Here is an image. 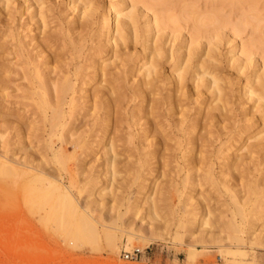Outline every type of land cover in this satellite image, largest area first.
<instances>
[{
  "label": "bare ground",
  "instance_id": "6f19581e",
  "mask_svg": "<svg viewBox=\"0 0 264 264\" xmlns=\"http://www.w3.org/2000/svg\"><path fill=\"white\" fill-rule=\"evenodd\" d=\"M15 1L0 0V3L5 10L10 11L11 15H17L19 11L15 9L19 3L15 4ZM66 1V9L57 10V3L51 0H24L25 10L29 13V24L31 22L32 25L34 21L39 25L37 28L40 29L41 40H37L35 31L34 35L31 33L32 36L28 38L29 32L27 35L25 29L29 24L24 27L25 29L23 28L24 35L23 30L15 33L16 31L12 30L14 28L11 29L14 32L9 38L12 45L6 49L7 44L1 42L5 38L0 40V59L3 58V61L7 62L10 56L13 57L11 61L8 60L13 63V66L0 62V176L10 181L20 180L21 183L23 181L21 189L29 193H32V190L35 192L40 187L35 188L36 184H40L45 187L44 190L54 193L55 207L63 209L60 211L67 212L71 218L88 216V219L91 217L95 219L98 215L101 217L98 218L100 221L104 218L103 210L111 207V212L116 211L118 218L132 210L136 214L147 211L146 215L152 222L150 224L156 228L162 227L161 221L164 219L165 227L167 226L168 230L175 228L179 237L188 235L191 239L197 237L196 240L227 238L246 240L248 236L244 235V226H247L253 230L249 237L253 235L258 238L260 235L256 233L255 228L264 216V213H259L260 210L257 209L260 206L264 208L263 180L258 179L260 174L255 179L252 174V177L248 176L251 181H248L246 177L248 187L245 186L243 189L242 183L245 179L238 178L240 181L238 180L237 184L241 182L242 190L248 192L249 197L252 195L254 197L252 203L250 201L248 205L242 202H249L245 201L249 199V197L246 198L248 194L245 192L247 196L243 197L241 192L244 191L240 192V186L235 184L236 181L233 179L234 185L230 181L232 182L231 176L235 173H238L237 176L251 174L250 170L256 169L254 165L260 170L259 166L262 163L259 156L264 152V122L262 123L264 120V35H260V38L258 36L261 32L259 31L261 24L264 26V8H261L264 6V0H202L204 3L202 6L200 0H183L179 13L172 8L174 0H108V3L105 2L106 4L102 7L100 2V5L96 2L97 0ZM27 2L30 3L27 4ZM260 2L263 4L261 7ZM226 7H228L227 10ZM11 10L15 14L11 13ZM67 11H70L68 15H66ZM236 11L238 14L234 18ZM64 12H66L65 15H63ZM10 14L9 16L7 14L9 19L14 17ZM10 20V23L12 20H15L13 24L17 23L16 19ZM54 20L58 21L54 29L56 31L51 27ZM5 21L8 25L7 19ZM12 23L9 24L10 27ZM188 23L191 24L187 25ZM94 24H97L99 33L97 43H93L94 45L90 48L94 50V53H86L90 47H86L90 38L87 36L94 32L92 28L93 31L89 35L86 30ZM31 25L30 28H32ZM249 26L252 28L250 33L257 34L259 31L258 36L256 35L257 40L252 36V39L249 37L247 40L237 41L238 36H241ZM15 27L17 28V25ZM10 31L6 34L9 35ZM177 36L184 38L183 44L178 45L180 43L176 42ZM6 39L8 40V37ZM6 39L4 41L7 43ZM224 40L231 45L228 51L231 56L228 59L232 66H237V69L235 68L237 73L245 75L250 67L255 68L251 74H248L247 84H245L247 86L241 96L245 95L247 101H253L252 104L254 103L257 109V111H251L254 117L258 116V111H261L260 122L263 126L260 131L255 132L258 128L248 130L253 127V124L248 128L247 125L242 127L239 124L241 127L239 139L233 140L228 145H224L227 142L221 137L226 136L222 134L228 131L230 121H239L236 118L238 114L235 118L233 117L239 112L233 111V106L237 103L232 93L235 82L225 78L218 71L217 50L222 44L221 41ZM131 42L135 45V50L137 45H141V51L145 55L143 61L135 59V51L130 48ZM65 49L66 51L60 52ZM5 50H8L6 55L11 54L7 58L2 53ZM111 57L113 60L108 62ZM12 59L18 61L12 62L14 61ZM165 61L168 66V63L172 62L171 71H167L170 76L166 75L167 78L164 75L166 73L163 74L162 71ZM15 66L18 69H15ZM11 67H15L14 70ZM191 82L194 91L189 92ZM94 85L96 86L93 88ZM10 87H14L12 89L17 93L14 90L15 93H11ZM206 94L211 96L207 109L203 107L204 99L201 100ZM11 97H14L12 98L14 100L9 101L8 98ZM137 98L139 103H133ZM189 98L193 106L194 103L200 104L198 111L194 114L190 113L194 107L192 108L191 105L188 107L187 99ZM238 99L241 100V98ZM122 109L125 111L122 112ZM236 110L239 111V109ZM251 113L248 115L249 112H246L244 118L252 119ZM9 114L17 115V117H9ZM175 115H178V118H175ZM247 119L244 122L250 124L251 119L248 122ZM23 129L26 131L25 135H22ZM223 129H226L225 132ZM10 130H14L13 133ZM231 130L228 137L233 134ZM16 136L19 140L13 139ZM24 138L28 140L27 143L23 140ZM216 142H219L218 148L217 145L215 146ZM16 144L22 145L17 147ZM99 146L104 147L105 151L97 160L104 158L111 171L109 188H101L99 181L96 180L99 176L95 175L92 168L84 167L85 158H88L92 152L95 155L99 154L96 148ZM121 147H124L125 152H129L127 163L137 159L135 161L138 162L134 164H140L137 168H131L135 170V172L132 171L136 175L130 174L133 176V179L131 178L133 181L127 177L131 181L130 184L139 178L144 170L143 165L147 167L153 159L156 160L159 157L160 160L165 158L164 162L167 163L165 167L176 166L174 163L168 164L167 161L182 159L181 162L178 161L179 174L176 171L179 164L175 168L172 167L175 174L177 172L181 175L183 172V178L179 179L183 183L179 184L176 181L179 177L176 174V179L174 178L175 180L166 186L165 190L168 192H162L163 198L146 197L144 193V201L138 198L132 201V192L128 197H125L123 193H121L122 197L117 195L113 192L116 173L119 172L116 171V167L117 163H119L118 166L120 163L122 166L125 163L121 158ZM213 147L216 149L213 150ZM134 155L137 157L134 158ZM120 159L123 161L118 162ZM219 160L221 162L217 169ZM71 163H73L72 166ZM95 163L99 162L95 161ZM93 166L94 162L90 167ZM165 167L163 166L164 169ZM82 168L83 170L80 171ZM147 168L152 171L153 167ZM252 172H254L253 169ZM257 172L259 173L258 170L255 173ZM174 173L171 176H174ZM81 175L83 180L80 179ZM107 175L109 176V173ZM134 176L137 179L134 180ZM65 178H68L67 182ZM128 179L125 178L124 182L128 183ZM203 183L205 187L209 184L210 188H215L218 192L213 190L217 195L219 192H228L229 203H226L225 199L223 201L224 209L230 212L229 216H227L228 211L221 209L220 212L223 211L226 215L219 213L221 216L217 214L218 218L213 219L215 218L213 214H216V210L219 211V209H214L216 213L209 209L211 203L209 202V205L207 201L212 202L213 198L203 197L201 192V186L205 188ZM130 184L128 183L127 187L123 186L126 191L129 190V186L131 187ZM132 185L135 187L134 184ZM235 185L239 186V191L234 188ZM158 186L154 181L149 186V190L157 195L160 190ZM180 186L191 188L187 199L184 196L185 202L181 201L179 196L183 207L173 203V196L178 193L182 195L185 191ZM197 187L200 194H197L195 198L202 199V202H197L194 206L190 201L196 200L193 188ZM235 189L240 193L238 194ZM210 192H213L212 189ZM84 193H87L86 201L79 198ZM95 193L97 197L90 199L89 197ZM208 193L206 192L205 196ZM221 194L220 197L224 195ZM240 197H243L242 200L239 199ZM193 200L192 202H195ZM204 202H207L203 204L206 209L199 205ZM142 206H146L145 209H142ZM122 207H125V211ZM151 234L153 237L155 233ZM142 237L147 236L144 234ZM156 237L159 239V234L154 238ZM154 238L149 241L155 240Z\"/></svg>",
  "mask_w": 264,
  "mask_h": 264
},
{
  "label": "rangeland",
  "instance_id": "374dc122",
  "mask_svg": "<svg viewBox=\"0 0 264 264\" xmlns=\"http://www.w3.org/2000/svg\"><path fill=\"white\" fill-rule=\"evenodd\" d=\"M51 1L53 2V0H51ZM178 1H180V2H178ZM181 1H183V0H176V1L174 0V4H172L173 10H176V12L178 11L177 13L180 12L179 9L183 5V3ZM200 1H201L200 2L201 4L199 2L198 3L202 6L204 3L202 0H200ZM16 2H18L19 4H17V6L15 5L17 7V9H15V10H18L19 11L18 13H20V14L17 13V15L15 14V12H13V10H11V13H14L15 15H13V14L11 15L10 11L7 9L5 10V7L3 5H1L2 3H0V10H1L0 12L3 13V15H1V13H0V19H1L0 20V31H1L0 32V40L2 38L6 39L8 37V40L6 39L7 43H6V41H4L5 39L1 41L2 43L4 42L5 45L7 44L6 46L4 45L5 49L8 46L12 45V43L10 42L11 39H9L11 33L13 32L12 30H14V32L16 31L15 33H17L18 30L19 31L23 30L22 34L26 30V32H25L26 34L29 32V35L27 34L28 38L35 34L37 36V40L38 41L41 40L40 39L41 38L40 37L41 36L40 35V29L37 28L39 25L36 23L37 24V26H36L34 21L32 22L33 23L32 25H34V26L31 25V22L29 24V13L25 10L26 3H24V0H16L15 4H16ZM30 2H27V4ZM66 2H67L66 0H55L53 3H57L56 9L59 10L61 8L66 9V6H65ZM96 2L98 4L100 2V4H101L100 7H102L106 3H108V0H104V1L103 0H101V1L97 0ZM261 2L259 4L260 7H261V5H263ZM58 5H59V7H58ZM227 8L228 7H226V10H227ZM261 8L263 9L264 6ZM6 11L9 13H7ZM237 11L235 12V15H233L234 18L239 13V11H238V13H237ZM263 12H264V10H263ZM22 13L24 15L26 14L25 16H27V17H25L24 15L22 16ZM65 13L66 12H64L63 15H65ZM69 13H70V11L69 12L67 11L66 15H68ZM7 14H8V16H9V14L11 16H14V17L16 16V18H14V17H12V18L16 19L17 23H14V24L17 25V28L12 23L15 20H12V22H11L12 26L10 27L11 23L9 21H11L10 19H12V18L9 19L7 17ZM5 19H7V21L9 22L10 25L9 24L6 25L7 23H5L6 22ZM21 19H23V22L24 21L25 22L24 23L21 22ZM57 22H58L57 20H54L53 23H55V24L52 23V26H51L52 30L55 29L56 25L58 24ZM3 23H5V25ZM28 24H29V26L31 25V27L33 29L30 28L29 26L27 28L26 26ZM189 24H191V23H188L187 25H189ZM20 26L22 27V29ZM93 26L87 28V30H86V33L88 32L89 35L94 30V32L92 33L93 35L91 34L92 36L91 35L87 36L88 38L90 37L93 41L90 40V38H89L87 41L89 44L86 42L87 43L86 47L88 48L90 46L87 49L88 51H86V53L87 52H90V53L93 52L94 53V50L90 49V48H91V46L94 45L93 43H97L96 39H98L97 37L99 34L97 31L98 27H97V24H94ZM261 26L263 28L261 27L259 29V31L261 30L260 34H259V31L257 33V34H259V36L257 34H255V32L250 33L252 31V28H250L251 26H249L247 28V30L243 34H241V36L240 35L238 36L237 41H239V39L247 40L249 37H251L250 39H252V36L255 37V39L257 40V36L260 38L261 37L260 35H264V26L262 24H261ZM3 27H5V28H3ZM24 27H26V29ZM12 28H14V29H12ZM15 28H16V30H15ZM92 28H93V30H91ZM28 29H30L31 31ZM38 29H39V32H38ZM89 29L91 31H89ZM7 31H10L9 35L6 34V33H8ZM34 31H35V33H34ZM54 31H56V30H54ZM3 33H5L4 36H6V37L3 36ZM31 33H32V35H31ZM93 37H94V39H93ZM28 38H27V40H28ZM182 39H183V41H182ZM8 41H9V43H8ZM176 42L180 43V44L177 43L178 45H181L184 43V38H182V36L181 37L177 36ZM221 43L222 44L219 46V48L217 50L218 58H219V66H218L219 70L218 71L225 78H228L232 82H235L234 83L235 86L232 85L233 86L232 87L233 88L232 93H233V98H234V100H237V101H235L237 103L234 104L235 106H233V111H234V113L239 112V113H235L233 116L234 118L237 116L236 118H238L237 120H239V121L228 120L231 122L230 123L231 125L226 121L229 124V126L227 125L228 131L226 130L227 129L226 128L225 130H226L227 134L223 133L222 135L225 134L226 136L225 137L223 136L221 138H224V140H226V142H227V143L225 142L226 144H224V145H228L233 140L239 139V130L241 129L240 125L242 127L244 125H247V128H248L251 126V124H253V127L249 128L248 130L258 128L259 130L257 129V131H255V132H258L263 128L264 120H262V123H263V126H262V123L260 122L261 121L260 116L262 117V113H260L261 111L260 112L258 111L257 112L258 116L255 115V117H254L253 114L251 113V111H253V110L257 111V109H256V107H254V103L252 104L253 101H247L245 95L241 96L242 94H244L243 92L245 91L246 86H247V85H245V84H247V76H248V74H251L252 70L255 68L250 67L247 70V74H245V75L237 73V70H236L237 66H235V65L232 66L229 62V59H228V57L231 56V54L228 52L229 48H231L230 47L231 45L229 43L225 42V40L221 41ZM130 48H131V50L134 49V51H135V53H134L135 59H137V60L142 59L141 61L144 60L145 55L141 51V45L140 44L137 45V47H136L137 49L135 50V45L132 44V42H131ZM199 50H201V49H199ZM61 51L64 52V51H66V49L60 50V52ZM6 52H8V50L3 51L2 53L7 58L11 54L6 55L7 54ZM137 54H139V55H137ZM12 56H13V54H12ZM123 56H125V54ZM11 58H13V57L10 56V58L7 59V62H6V60H5V62L8 64H11V66H13V63H10L8 61ZM0 60H1L0 61L1 63L4 62L3 58H1ZM12 60H14V59H12ZM112 60H113V57H111V59H109L108 62H110ZM15 61L17 62L18 60H14L12 62H15ZM87 62H90V61H87ZM171 63L169 62L168 63L169 66H168L167 61H165L164 65H167V66L162 65V71H163V74H164V72L166 73V74H164L166 78L168 76H170L169 72L172 69ZM15 67H11V68L13 69ZM164 68H165V70H164ZM15 69H18V67H16ZM167 71H169V72H167ZM13 74H12V77L14 76ZM237 74H240V75H237ZM166 75H168V76H166ZM245 77H246V79H244ZM95 86L96 85H94L93 88ZM192 87H193V84L191 82L189 84V92H192V90L194 91V89H193L194 87L193 88ZM12 88H14V87H10V89L12 91L10 89H8L11 91V93H13L15 91ZM234 88H235V90H234ZM15 92L17 93V91H15ZM243 97H245V98H243ZM12 98H14V97L8 98V100L9 101L14 100ZM238 98H241V100ZM203 99H204L203 107H205V109H207L208 101L211 100L210 94L203 95L201 100H203ZM137 100L139 101V98H137L136 101ZM189 100H190V98L187 99V102L189 103L188 107L190 105L192 106V108L194 107L193 111H191L190 108H189V111H191L190 112L191 114H194L198 111L200 104L199 103L195 104L193 102L194 103V106H193L192 103L189 102ZM136 101L133 103H135V104L139 103L138 101L137 102ZM240 104H241V106L239 107ZM237 106H238V108H235ZM252 107L255 109H251ZM240 108H243V110L242 109L240 110ZM236 109H239V111ZM122 110H123L122 112L125 111V109H122ZM240 112H243V113H240ZM246 112H249L248 115H250V113L252 114L251 115L252 119L250 118L252 121L250 119H247L246 117L244 118V114ZM236 114H238V115H236ZM11 116H13L15 118L17 117V115L14 116V114L10 115L9 117H11ZM177 116L175 115V118H178ZM245 119H247V122H248V120H250V124H249V122H248V124L245 123L244 122ZM232 122H234V123H232ZM25 125H24V127H25ZM233 125L235 127L232 128ZM225 130L223 129V132H225ZM230 130H231V134L233 133L231 136H233V135H235V136L228 137L230 135ZM10 131H11V133H13L14 130L13 131L10 130ZM228 132H229V134H228ZM22 133H23L22 135H25L26 131L23 129ZM227 137H228L229 141L226 139ZM18 138L19 137L16 136L13 139L19 140ZM23 140H25V143L28 142V140L26 138H24ZM218 144H219V142L215 143V146L217 145V148L219 147ZM20 145H22V144H16L15 146L18 147ZM96 148H97V151L99 154L95 155V153L92 152L88 158H85V164H84L85 166L84 167L85 168L86 167L92 168V171L95 173V175L99 176V177H97V176H95V177H97L96 180L99 181V185L101 188L102 187L109 188L108 187L110 184L109 177H110L111 171L109 170V167L107 166L104 158L99 159V161L97 160L99 155L100 154L103 155V152L105 150H104V147L100 148V146L96 147ZM123 148L121 147L120 150L122 149V152H121L122 157L121 158L124 159L125 163L124 162H122V163H124L123 166L124 165L125 166L123 167L121 165V163L118 166L119 163H117L116 171H119V172L116 173V183L114 182L116 185L114 184V186H113V192L117 193V195H119V196H121V193H123L125 195V197L130 196L131 192H132L133 193L131 195L132 201L134 199L135 200L139 199L141 201L143 199V196L145 195L144 193H146V197H150V198L162 197L163 198L164 194H162V192H168L165 190L166 186H168L172 180L176 179V174L178 172V168L180 167L179 162H181L182 159L180 158L181 160L167 161L168 164L174 163V165H176V166H178V164H179L178 167L173 166L171 164L174 168L176 167V169H177L176 174L174 173L175 170H173L172 166L168 165L169 167L168 166L165 167L167 165V163L164 162L165 158H161L163 161L160 160V157L156 158V160L153 159L152 163L150 165L148 164L149 168L153 167V168H151L152 171L147 168L148 166L146 167L145 165H143L144 170H142V173L140 174L139 178L137 179L134 176L135 177L134 180L137 179L135 181L139 185L135 184L136 183L135 181L130 184V182L133 181L132 180L133 176H131L132 173L136 175V173H134L135 170H133V169L137 168L140 164H138V163L134 164V163L138 162V161H135L137 159L134 160L135 162L132 161L133 160L132 159L129 163H127L128 162L127 160L129 159L127 157V155H129V152H125V150H123ZM213 148H212L213 150L216 149L215 147H213ZM123 156H125V157H123ZM135 157H137V155H134V158ZM263 157H264V152L262 155L259 156L260 161H262V163H263V164L262 163L260 164L262 169L259 166V168H260V170H259V169H257L258 167L256 165H254V167H256V169L259 171V173L258 172L255 173L257 171L255 168H252L254 172H252V169L250 170L251 174H249V175L241 176L239 174L237 176L238 173H235L231 176L232 182L230 181V183H233V182L235 183V181H236L235 184H237L238 180L240 181V179H242L241 177H244V179L246 180V177H248V176L252 177L253 175H254L253 178L255 179L257 176H259V174H260V176L258 177V179H260V181H262V180L264 181V168H263L264 167L263 166L264 165V161H263L264 158ZM123 159L118 160V162L123 161ZM95 161H97L99 163L96 164ZM93 162H94V166H96V167L93 166L94 169H93V167H90L93 165ZM218 162L219 163H218L217 169H219V165H220L221 161L219 160ZM90 163H91V165H90ZM155 163H156V165H155ZM162 163H164L165 165L164 164L162 165ZM175 163H177V164H175ZM72 164L73 163H71L70 165L72 166ZM126 165H127V167H126ZM161 165H162V167H161ZM129 166H131V167H129ZM163 166L165 167V169L167 168V171H165ZM117 168H118V170H117ZM131 168H133V169H131ZM162 168H163V170H161ZM82 170H83V168L80 171H82ZM129 171L130 172L132 171V172L130 173ZM161 171L166 172V173H162ZM171 171L174 173V176H171V175H173V173ZM108 173H109V176L107 175ZM127 173H129V175H127ZM143 173H144V175H143ZM169 173H170V175H169ZM117 174H118V176H117ZM122 174H124V175H122ZM165 174H167V175H165ZM178 174H179V172H178ZM103 175L104 176L106 175L105 176L106 180H105V177ZM182 175H183V172H181V175H178L180 178L178 177L176 179V181L179 182V184L183 183V182H181V180L179 181V179H181V177L183 178ZM81 176H80V179L83 180V176L82 177ZM129 176H131V177H129ZM0 177H1L0 178L1 179L0 180V264H264V216L262 217V221H260L255 228L256 233H259V235H260V236L258 235L259 236L258 238H256V236L252 235L251 237H254L255 239L254 238L251 239V237H249V236L251 234V231H253V230H250L247 226H244V229H245L244 235L248 236L246 238V240H231L228 238L225 240H196L197 237L191 239V238H189L188 235H184L183 237H181V236L179 237L178 236L179 234L177 235L175 228H174V230H172L170 228L168 230L167 226L165 227V225H164L165 224L164 219H162V221H161V222H163V226L156 228L153 224H150L152 222L150 220V217H148V215H146L147 211H144V212L141 211V212L136 214V212L132 210V212L129 211V212H127V214H124L121 218L120 217L118 218L116 211L113 212V210H112V212H111V207H106L103 210L104 212H106V213L103 212L104 218L100 219V221H98V218H101V217H98V215H97V218H95V219L91 217L92 220L88 219L87 218L88 216L86 218H83V216H80V217H82V219L79 216L77 218L76 217L71 218L67 212L60 211L61 208L58 209L57 207H55V198L56 197H55L54 193L49 192L48 190L47 191L44 190L45 187L41 186L40 184L39 185L36 184V186L34 185L35 188L40 186V187H38V189L40 188V190L37 189V190H35V192H34V190H32L33 192L29 193L26 190L23 191L21 189L23 186L22 184H24L22 180H21L22 181V183H21L20 180L10 181V180H7L3 176H0ZM127 177L130 179L132 178L131 181ZM141 177H143L144 179L143 178L141 179ZM249 177L247 180L251 181V180H249ZM125 178L129 180L128 183L131 185V187L129 186L130 188L128 187L130 192H129V190L126 191L124 188L125 186L126 187L128 186L127 185L128 183L124 182ZM238 178H240V179H238ZM99 179L102 181H100ZM228 179H229V177H228ZM67 180H68V178H65L66 182H67ZM247 180L245 181L246 184L244 183V181L242 183V186L244 185L243 189H245V186H247ZM107 181H108V183H107ZM154 181H156L157 185H159L158 187H160L159 193L157 195H155L152 191L149 190V188H150L149 186L152 185L154 183ZM263 181H262V183H264ZM234 183H233V185H234ZM240 183L241 182H239V184H237L240 186V187L238 186L240 189L238 187H236L237 185H235L234 188H236L237 190L239 189L240 192L244 191V192H241V195L242 196L244 195L243 197H246L247 195L245 196V194H244L246 191L242 190V186ZM124 184H126V185H124ZM132 184H134L135 187ZM117 185H119L118 188L120 187L119 190L121 189V191L117 190L118 189ZM120 185H122V186H120ZM206 185H207V183H206ZM208 185H207V187H205V184H204L205 188H203L201 186V192H202V195H204L203 197H205V198L207 197L208 199L213 198L212 202L208 199H207L208 200L207 202L211 203V205L209 203V205H210L209 209L211 208L212 212H214L216 209H219V211L216 210L217 213L214 212L216 214H213L215 217L213 219H217L218 218L217 214H219V213L223 214L224 213L223 211L220 212V210L221 209L225 210L224 209L225 208L224 207V204H225L224 201L227 200L226 203H229L230 199H228V198H230V195L228 194V192H225L226 194L224 192H219L220 194L221 193L224 194V195L221 194L223 196L220 197L219 193H218L219 196L217 195V193L215 194V192L217 190L215 188H212V187L210 188ZM132 186H133V188H132ZM182 186H180L181 189L184 188ZM187 186H189V185H187ZM137 189H138V191H136ZM184 189H185V191L183 192L184 194L182 193V195H179V193H178V194H176L177 196L176 195L173 196V203L175 202V204L179 205L180 207H183V202H181V201H183V200H184V202L186 201L187 195L190 192L189 189H191V188L189 187V188H184ZM208 189H209V191H207ZM211 189L213 192H210ZM213 189L215 190V192ZM193 190H194V199H196L197 201L192 199L195 202H192V200L190 202L193 205L194 204L197 205V202L198 203L202 202V199L195 198L198 196L197 194H200V192H199L200 190L198 187L193 188ZM17 191H18V193H17ZM205 191L209 192L211 194L209 195V193H208V195L205 196V194H206ZM238 191H237V193L239 194L240 192H238ZM185 192H186V195H185ZM97 193H95L94 195H92L89 198L92 199L94 197H97ZM126 193H128V194L126 195ZM246 193L248 194V196L246 198H248L250 194L248 192H246ZM241 195H238V196H241ZM179 196L181 197V201H180ZM184 196L186 197V199ZM225 197H227V198H225ZM243 197H240L239 199H241ZM79 198L82 201H86L85 198H88L87 193H84V195L79 196ZM200 198H201V196H200ZM246 198H244V199H246ZM253 198L254 197L252 195L249 197V199L245 200V201H249V202H244V201H242V202L247 203V205H248L250 203V201L252 203ZM263 200H264V195L262 197V201ZM143 201H144V199H143ZM187 201H189V200H187ZM203 201H205V200H203ZM222 201H223V203H222ZM207 202L201 203L199 205L202 208H205V207H203V204H205ZM143 203H145V202H143ZM207 206H208V204H207ZM225 206H227V205H225ZM250 206H252V204ZM145 207L146 206H144V207L142 206V209H145ZM202 208H200V210H202ZM226 209H228V208L226 207ZM257 209H258V211L260 210L259 213L260 212L262 214L264 213L263 207L260 206ZM61 210H63V209H61ZM122 210L125 211V207H122ZM227 211L225 210V212H227ZM165 215H167V213ZM229 215H230V212L228 211L227 216H229ZM220 216L221 215L219 214V217ZM78 218H80V219H78ZM161 225H162V223H161ZM137 228H138V230H137ZM199 228H201V226ZM248 230H250V232ZM138 231H139V233H137ZM247 231L249 233H247ZM142 232H143V234H142ZM128 233H130V234H128ZM131 233H133V235H131ZM140 233L142 235L145 234V236H147L148 238L150 236L151 237L149 239L147 237H142V235ZM151 233H155V234H153V237H152ZM157 234H159L160 238L161 237L162 238L158 239L156 237L157 238V240H156V238H154V237ZM137 235H139V236H137ZM197 235L198 236L200 235V229L198 230ZM144 238H147V239H144ZM151 238H154L155 240L152 239L151 241H149ZM261 238H262V240H261ZM162 239H164V240H162ZM136 247L141 248L143 250V253L138 258H135L132 260L126 259L124 257V253L128 252V251H132Z\"/></svg>",
  "mask_w": 264,
  "mask_h": 264
},
{
  "label": "built area",
  "instance_id": "2783aa9c",
  "mask_svg": "<svg viewBox=\"0 0 264 264\" xmlns=\"http://www.w3.org/2000/svg\"><path fill=\"white\" fill-rule=\"evenodd\" d=\"M143 253V250L139 247H136L134 250L132 251H128L124 253V257L126 259H135L138 258L141 254Z\"/></svg>",
  "mask_w": 264,
  "mask_h": 264
}]
</instances>
